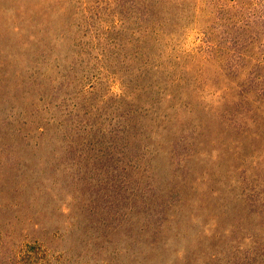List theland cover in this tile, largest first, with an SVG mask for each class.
<instances>
[{
	"label": "rangeland",
	"instance_id": "1",
	"mask_svg": "<svg viewBox=\"0 0 264 264\" xmlns=\"http://www.w3.org/2000/svg\"><path fill=\"white\" fill-rule=\"evenodd\" d=\"M109 3L113 0H61L56 10L69 13L90 7L89 15L99 21L103 15L99 6ZM197 3L201 9L195 17L185 16L178 33L173 38L167 36V49H162L168 59V55L187 58L186 65L196 67L202 75L192 99L196 116L206 126L205 142L193 146L197 154L180 166L178 174L185 175L180 180L168 167L154 181L135 175L112 177L105 172L78 177L63 165L55 171L56 155L63 149L48 141L49 134L36 133L48 112L33 96L22 95L23 87L16 81L17 71L24 66L20 49H4L14 56H7L9 67L4 75L0 68V264L247 261L255 240L261 241L264 235V144L249 135L243 139L249 155L245 163L249 190L260 212L251 219H243L232 209L243 191L235 169L238 160L219 151L234 145L225 110L238 101V86L247 88L242 103L256 97L264 114V0ZM75 21L78 26L81 17ZM74 26L62 44L58 43V49L69 50L71 57L75 49L91 46ZM1 39L16 44L11 31ZM102 65L96 63L95 67ZM94 77L99 96L123 95L119 75L99 71ZM71 89L73 101H81L75 98L76 87ZM24 134L29 136L27 143L21 139ZM170 181L179 184V193L175 192L174 203L162 212L166 218L153 231L155 224L150 220L154 222L156 216L149 212L165 199ZM229 183L234 184L233 189ZM80 217L87 220L78 222ZM135 226L146 227L145 238L138 239L140 229ZM152 236L155 245H148Z\"/></svg>",
	"mask_w": 264,
	"mask_h": 264
},
{
	"label": "trees",
	"instance_id": "2",
	"mask_svg": "<svg viewBox=\"0 0 264 264\" xmlns=\"http://www.w3.org/2000/svg\"><path fill=\"white\" fill-rule=\"evenodd\" d=\"M58 1L0 0V68L4 75L9 67L7 56H14L4 49H20L24 66L17 71L16 81L23 87L22 95L33 96L49 115L36 126V133L49 134L48 141L63 149L56 155L54 170L63 165L78 177L105 172L112 177L135 175L154 181L168 167L178 180L185 177L177 171L197 154L193 146L203 144L206 137V126L196 116L192 99L202 75L196 67L186 65L187 58L168 55V59L162 49H167V36L178 33L185 16L195 17L201 9L197 0H113V4L99 6L108 16L102 15L99 21L89 15L90 7L69 13L56 10ZM77 16L81 17L78 26ZM73 26L79 27L82 39L86 36V44L91 46L75 49L71 57L69 50L58 49V43L62 44ZM8 31L14 35L15 45L1 39ZM96 63L103 65L95 67ZM99 71L119 75L123 95L99 96L94 84ZM75 87V98L81 101H73L71 88ZM238 88V101L225 110L234 145L219 153L232 154L238 160L235 169L243 191L232 209L243 219H251L260 212L249 190L245 165L249 155L243 139L249 135L264 144V114L256 97L243 104L247 88ZM21 139L27 143L29 136L24 134ZM177 186L170 181L165 199L149 212L156 216L154 222L150 220L155 224L153 231L166 218L162 212L174 203ZM228 187L233 189L234 184ZM83 217L77 221L85 222ZM145 226H135L140 229L138 239L145 238ZM155 242L154 236L148 239V245ZM255 242L248 254L253 256L247 255L251 260L242 264H264V235Z\"/></svg>",
	"mask_w": 264,
	"mask_h": 264
}]
</instances>
